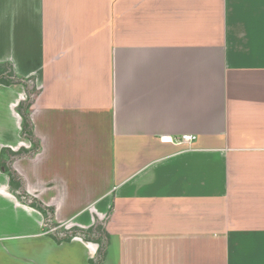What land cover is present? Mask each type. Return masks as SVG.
Masks as SVG:
<instances>
[{
	"label": "crops",
	"instance_id": "1",
	"mask_svg": "<svg viewBox=\"0 0 264 264\" xmlns=\"http://www.w3.org/2000/svg\"><path fill=\"white\" fill-rule=\"evenodd\" d=\"M226 2L0 0V64L37 90L39 149L11 166L59 227L105 221L110 264H264V12ZM25 97L0 86V154L32 148ZM183 135L191 146L161 141ZM0 199L18 230L0 236V264L95 255L55 243L1 171Z\"/></svg>",
	"mask_w": 264,
	"mask_h": 264
},
{
	"label": "trees",
	"instance_id": "2",
	"mask_svg": "<svg viewBox=\"0 0 264 264\" xmlns=\"http://www.w3.org/2000/svg\"><path fill=\"white\" fill-rule=\"evenodd\" d=\"M11 85H22L27 89L28 96L25 101L21 102L18 106V113L21 117V137L29 140L34 147V150L25 151L21 150L17 153H12L13 158L23 156L25 154H34L38 149V143L35 140L33 134V127L29 118V108L34 100V97L37 93V90L34 85L33 79H22L16 77L9 64H0V86H11ZM35 90V94L30 95V92ZM32 96V98H31ZM9 150H3L2 152H6ZM1 152V153H2ZM10 152V151H9ZM3 154H0V159ZM10 166L4 169L9 177V190L10 192L23 204L34 208L39 211L44 218L43 221V229L48 233L49 237L55 241V243L60 244L63 242L69 243L73 238H79L85 242H90L97 245V250L95 255L89 260V264H104L107 249L109 246V236L105 232V221L104 222H95L93 226L88 229H79V228H70L69 232L65 230L67 235H63L62 237L58 236L57 227L58 225L54 222L53 218V209L44 206L41 202L36 200L35 198L28 195L24 190V185L22 179L17 175V173ZM2 167V166H1ZM4 167V165H3ZM20 190V191H19ZM101 231V233H99ZM104 241V242H103ZM103 242V243H102Z\"/></svg>",
	"mask_w": 264,
	"mask_h": 264
},
{
	"label": "rangeland",
	"instance_id": "3",
	"mask_svg": "<svg viewBox=\"0 0 264 264\" xmlns=\"http://www.w3.org/2000/svg\"><path fill=\"white\" fill-rule=\"evenodd\" d=\"M240 7L243 9V13H245L244 11H246V12L250 11V16H243V18L250 19L249 17H252V14L254 13V11L256 13V16L260 17V14H262L264 12V0H227V2H226V9H227L228 13L233 14L232 11L233 10H239ZM257 22L259 23V21H257ZM247 23L249 24V26L251 25L249 22H247ZM247 30H248V28H247ZM247 33L250 34L249 31H247ZM250 35L252 36V38H254L253 34H252V31H251ZM230 38H232V37L230 36L228 39H230ZM248 38H251V37H248ZM258 38H261V36H258ZM34 92H35V90L30 92V95H32V94L34 95L35 93H37V92H35V93ZM25 94H26V97H27L28 96L27 89L25 91ZM26 97H25V99H26ZM31 98H32V96H31ZM18 115H19V113H18ZM19 117H20V115H19ZM4 119H5V121H3V122L0 120V138H1L2 143L6 142V138H9L10 134L7 131H10V129H11L9 118L5 117ZM1 127H4V128L7 129L6 134L4 133V131H3V129ZM4 135H5V137H3ZM20 136H21V132H20ZM31 149L34 150V147L32 146ZM9 151L1 153V154H3V156H1V159H0V171L1 172H3L5 168L10 166L9 163L11 164L12 160L14 159L12 152L11 151L9 152ZM3 165H4V167H3ZM3 173L6 174L5 172H3ZM16 219L17 218L15 217V213L12 210L11 205H9L7 202H5V201L0 199V236L1 235H12V234H16L17 233V231H18L17 230V223L15 224ZM19 228H20V226H19ZM57 229H58L57 233H58L59 237H62L63 235H67L68 234V233L65 232V230H67V232H69V230H70V229L68 230V229L61 228L59 226L57 227ZM99 233H101V231H99ZM73 239H75V238H73ZM63 243H66V242H63ZM109 244H110V242H109ZM242 247H244V245L241 246L240 248H242ZM107 251H108V249H107ZM4 255L5 254L0 252V262L3 261ZM88 264H89V262H88ZM104 264H110L107 261L106 258H105Z\"/></svg>",
	"mask_w": 264,
	"mask_h": 264
},
{
	"label": "built area",
	"instance_id": "4",
	"mask_svg": "<svg viewBox=\"0 0 264 264\" xmlns=\"http://www.w3.org/2000/svg\"><path fill=\"white\" fill-rule=\"evenodd\" d=\"M195 140V137L194 136H191V135H183L181 136V138L179 139H172L171 137L169 136H166V137H162L161 138V141L162 143H170V144H176V145H190L192 144V142Z\"/></svg>",
	"mask_w": 264,
	"mask_h": 264
}]
</instances>
